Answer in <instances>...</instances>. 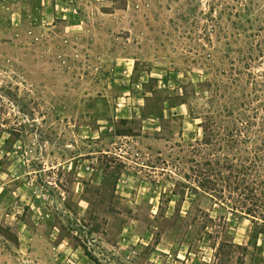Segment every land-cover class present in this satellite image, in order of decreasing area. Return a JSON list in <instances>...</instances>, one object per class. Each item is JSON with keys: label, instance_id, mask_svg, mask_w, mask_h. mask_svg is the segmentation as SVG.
I'll use <instances>...</instances> for the list:
<instances>
[{"label": "rangeland", "instance_id": "374dc122", "mask_svg": "<svg viewBox=\"0 0 264 264\" xmlns=\"http://www.w3.org/2000/svg\"><path fill=\"white\" fill-rule=\"evenodd\" d=\"M249 73L264 0H0V264H264L185 177Z\"/></svg>", "mask_w": 264, "mask_h": 264}, {"label": "trees", "instance_id": "16d2710c", "mask_svg": "<svg viewBox=\"0 0 264 264\" xmlns=\"http://www.w3.org/2000/svg\"><path fill=\"white\" fill-rule=\"evenodd\" d=\"M249 76L244 84L239 82L240 96L231 102L227 98L214 114L199 121L203 134L189 143L191 154L210 149L197 169L190 168L194 176L185 177L220 207L264 225V83L256 74ZM213 150L220 155L211 158Z\"/></svg>", "mask_w": 264, "mask_h": 264}]
</instances>
